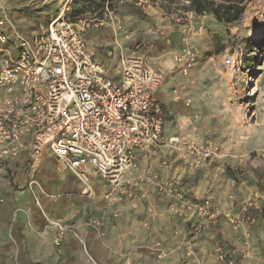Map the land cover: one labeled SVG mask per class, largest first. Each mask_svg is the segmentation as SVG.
Listing matches in <instances>:
<instances>
[{"label": "built area", "instance_id": "obj_1", "mask_svg": "<svg viewBox=\"0 0 264 264\" xmlns=\"http://www.w3.org/2000/svg\"><path fill=\"white\" fill-rule=\"evenodd\" d=\"M178 1L190 4V0ZM57 2L55 16L31 36L18 32L9 36L2 29L6 22L0 19V172L6 162L24 152L34 159L51 154L59 170L73 173L83 183V193L94 194L93 176L104 183L103 214L85 219L100 235L105 232L107 212L119 218L120 204L126 202L133 210L145 204L141 227L152 239L147 246L157 259L180 251L185 264H207L200 260L198 243L222 220L239 233L240 243L216 238L209 264H237L251 258L254 228L264 215V190L242 197L230 194L227 208L222 209L210 197H194L182 177L140 166V155L157 159L162 168L177 158L187 171H196L207 162L237 157L233 148L212 136L204 140L186 134L166 137L163 108L157 98L166 65L148 63L132 54L120 57L119 71L114 74L94 58L84 37L88 29L108 25L123 31L120 9L124 6H134L149 17L163 12L162 1L105 0L100 15H76L75 0ZM199 54L197 47L188 46L174 52L172 61L187 72ZM180 98L176 94L175 99ZM239 158L237 165L229 167L242 176L250 175L263 164L264 151ZM31 184L33 190H41L36 178ZM156 196L165 205L153 200ZM35 204L43 210L38 197ZM161 218L184 224V231H173L174 236L183 237L173 248L154 229ZM49 225L55 229L58 243L73 235L93 264H106L94 258L87 241L72 225L56 219Z\"/></svg>", "mask_w": 264, "mask_h": 264}, {"label": "crops", "instance_id": "obj_2", "mask_svg": "<svg viewBox=\"0 0 264 264\" xmlns=\"http://www.w3.org/2000/svg\"><path fill=\"white\" fill-rule=\"evenodd\" d=\"M56 3L58 5L57 0ZM162 8L163 12L161 14L147 17L153 20V23L148 24L144 32L145 34L137 36L136 27L133 29V35L130 34L129 36L128 33L122 32L121 38L118 40L119 46H115L113 40L108 44L104 43V40L112 30L108 28L100 29L102 33L96 37L99 39V46L103 49L98 48V51H94L96 54L92 50L91 52L96 60L103 63L114 74L119 71L120 57L124 56L119 51L121 49L126 51L127 48L125 47L129 42L134 48V50L129 49V51H132V54L141 55L148 63L166 65V77L157 92V98L165 113L167 110L171 114H174L177 119L180 118L181 121L175 128L169 127L164 115V135L168 137L173 134H186L204 140L208 136L199 135L192 129H187L189 124L194 125L192 119L195 116L198 117V106L195 103H191L190 96L184 92L191 81L185 77L180 66L172 61V55L174 52L188 46H196V44L201 47V51L209 49V42L205 37L206 34L202 30V27L195 25V22L193 24L189 23L192 20L189 16L196 15L202 18L204 25H208L209 27L215 23L219 25H222V23L218 22L212 14L197 15L189 10L176 14L166 11L164 7ZM0 19H2L1 16ZM42 28L45 27H41L30 34L21 33L31 36L40 32ZM2 29L12 37L19 31L18 29H12L8 24L2 26ZM126 34L128 38L125 36ZM137 43L139 44L137 45ZM180 89L184 92V95ZM176 94H180V100L175 99ZM184 123L189 124L183 127ZM248 148L249 150L243 154L237 149V157L235 158L213 160L207 162L196 171H187L177 161V158H174L169 165L162 168L157 159L140 155V166L141 169H162V174L165 176H180L183 178L187 190L194 197H210L222 209H226L230 194L242 197L257 189L264 190V162L253 174L245 176L238 173L240 171H235L229 167L230 164L237 165L239 157H245L251 152L264 151V127L256 129L251 134ZM46 157L52 159L54 164V168L51 171L45 170L44 161ZM29 159V155L24 152L17 159L8 161V167H20V172L17 176L19 181H24L27 178L25 169ZM45 159L40 160L37 168L32 170L30 176L28 175V181L37 176L35 178L42 183L50 194H64V192H73L81 189L79 180L73 173L63 172L58 169L57 160L54 156L49 154L45 156ZM39 167V174L35 175ZM227 169L237 175L238 181L226 177ZM192 175L194 177L200 175L198 185L191 186L187 183V179ZM210 176L221 177L225 182L224 188H216V184L214 183L209 186L210 179L213 180ZM91 183L97 193L103 195L105 185L102 180L97 176H93ZM6 190L0 194V264H93L84 254L81 244L75 236L69 235L64 241L58 243L56 237L43 233L46 219L42 212L34 205L33 194L29 188L13 193L9 192L7 188ZM34 191L35 194L41 192L36 187ZM38 198H41L42 201H40L43 204V209L50 217L68 223L76 228L79 235L87 241L94 258L100 263L110 264V260L114 258L112 251L120 246V256H118L120 257L118 258L120 264H147L148 262L150 264L151 262L152 264H185L180 251H173L172 255L168 258L159 260L149 250L147 245L151 244L152 239L147 237L146 231L141 227V221L146 214L145 204H142L138 210L131 209L126 202L120 204L117 207L122 212L119 218H113L111 213L107 212L104 230L108 234L115 232L118 237L114 238V240H112V237L109 240H104L101 238L99 230L85 223L87 216L103 214L102 206L97 207L95 201H89L88 199L73 195L52 199L49 195H44L43 193H39ZM153 200L157 201L160 205H165L166 203L159 196L154 197ZM76 209H80V214L75 213L77 212ZM178 228L184 231V224L177 219L161 218L160 221L154 224L157 234L171 248L177 245L183 238L182 236L173 235V231ZM216 238H221L233 245H239L240 243L239 233L232 230L230 225L225 220H222L217 226L207 232L198 243L199 257L202 262L207 264L212 263L211 251ZM252 241L254 250L251 258L239 261L237 264H264V256H262L264 251V215L254 228ZM130 245L139 247L140 250L134 252L135 255L130 259H125L121 255L122 248ZM115 257L117 258L116 254Z\"/></svg>", "mask_w": 264, "mask_h": 264}, {"label": "rangeland", "instance_id": "obj_3", "mask_svg": "<svg viewBox=\"0 0 264 264\" xmlns=\"http://www.w3.org/2000/svg\"><path fill=\"white\" fill-rule=\"evenodd\" d=\"M75 2L76 15H100L105 7V0H75ZM160 5L166 11L176 14L186 12L188 6L185 2L178 0L162 1ZM58 9L56 0H0V16L12 29H18L20 34H30L41 27H46ZM120 14L124 20V30L116 32L112 25H108L106 28L112 31L109 32L104 43L108 44L113 40V44L119 46L118 40L121 38L122 32L128 33L130 36L136 27V35L141 36L145 34L148 24L153 23V20L147 18L138 8L131 5L121 8ZM189 18L192 19L189 20V23L195 22V25L202 27L209 42V49L201 51V47L196 44L200 51L199 58L187 72H184L185 77L191 81L184 92L190 96L191 103L198 106L199 111L197 110L198 117H192L194 125L184 123L183 127L189 124L187 129H192L199 135L212 136L220 140L225 146L232 147L235 154L238 151L242 154L246 153L249 150L248 142L251 139V134L256 129L264 127V0H247L242 18L231 24L222 23L219 25L215 23L209 27L204 25L203 19L196 15L189 16ZM101 33L102 30L100 31V29H88L84 33V37L93 52L98 51V48L103 49L99 46V39L96 37ZM125 48H127L126 51L121 49L119 52L124 56L132 55V51L129 49L134 50V48L130 42ZM94 54L96 53L94 52ZM227 59L231 60L230 64H227ZM180 91L182 92L181 89ZM163 111L169 127L175 128L180 123V118L177 119L174 114L167 110L166 113L165 110ZM195 126L196 128H194ZM234 142L236 145L233 146ZM29 158L25 169L27 178L24 181L17 179L20 167L10 168L8 167L9 162L3 165L0 172V194L7 191L6 188L12 193L29 188L33 194L34 202L39 197V193H43L52 199L68 195L78 196L89 201H95L97 207L102 206V194H98L94 188V194L83 193L84 185L77 177L81 185L80 190L64 192V194H50L38 180L41 185V192L35 194L31 180L28 181V179L32 170L37 168L39 161L44 160L45 156L41 159H34L31 156ZM44 164L45 170H53L52 159L46 157ZM39 170L40 167L36 170L35 175L39 174ZM35 177L37 178V176ZM216 177L210 176L213 180L210 179L208 185L214 183L216 188H224V180L219 176ZM226 177L238 181L237 175L228 169L226 170ZM199 181L200 175L196 177L192 175L187 179V183L191 186L198 185ZM34 205L36 206L35 203ZM76 210L77 214H80V209ZM40 211L46 219L43 233L55 237V229L49 225V221L54 218L50 217L44 209ZM100 236L104 240H109L111 237L114 240L118 237L115 232L108 234L106 231ZM118 247L112 251L114 258L110 260V264H120L118 260L120 258L118 257L120 256V246ZM122 250V257L130 259L135 255L134 252L139 251L140 248L130 245L122 248ZM262 256H264V251Z\"/></svg>", "mask_w": 264, "mask_h": 264}, {"label": "trees", "instance_id": "obj_4", "mask_svg": "<svg viewBox=\"0 0 264 264\" xmlns=\"http://www.w3.org/2000/svg\"><path fill=\"white\" fill-rule=\"evenodd\" d=\"M246 4L247 0H190L187 10L197 15L212 14L218 22L231 24L242 18Z\"/></svg>", "mask_w": 264, "mask_h": 264}]
</instances>
